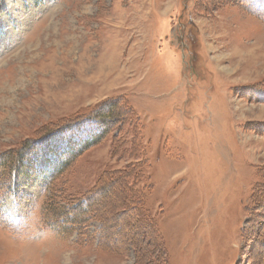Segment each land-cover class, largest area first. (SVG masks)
Returning <instances> with one entry per match:
<instances>
[{
	"label": "rangeland",
	"instance_id": "374dc122",
	"mask_svg": "<svg viewBox=\"0 0 264 264\" xmlns=\"http://www.w3.org/2000/svg\"><path fill=\"white\" fill-rule=\"evenodd\" d=\"M0 264H264L246 0H0Z\"/></svg>",
	"mask_w": 264,
	"mask_h": 264
},
{
	"label": "trees",
	"instance_id": "16d2710c",
	"mask_svg": "<svg viewBox=\"0 0 264 264\" xmlns=\"http://www.w3.org/2000/svg\"><path fill=\"white\" fill-rule=\"evenodd\" d=\"M246 3L251 10L253 14L256 16H259L264 19V0H246ZM68 129V128H67ZM99 138L97 135H94L92 139L87 140L82 142L78 148L72 149L70 152L65 154L64 160H63V165L57 167L56 169V174L54 175H59L63 169H65L70 162H72L76 157H78L81 154V151L86 150L90 145H92L95 141H97ZM31 163V161H29Z\"/></svg>",
	"mask_w": 264,
	"mask_h": 264
}]
</instances>
